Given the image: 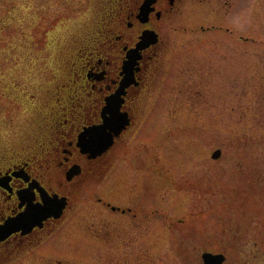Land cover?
Listing matches in <instances>:
<instances>
[{
  "label": "rangeland",
  "instance_id": "obj_1",
  "mask_svg": "<svg viewBox=\"0 0 264 264\" xmlns=\"http://www.w3.org/2000/svg\"><path fill=\"white\" fill-rule=\"evenodd\" d=\"M93 1L0 0L1 148L19 143L36 125L45 88L63 52L92 20ZM245 7L249 22L251 5ZM189 8L165 20L167 57L174 56L178 68L168 89L155 93L156 102L153 95L147 99L124 159L135 166L136 153L146 151L148 165L165 174L160 180L151 175V182L185 184L165 207L169 221L192 215V226L169 231L161 220L155 236L105 245L93 234L99 219L109 217L83 190L73 214L50 238L48 264L190 263L202 232L213 240L229 234L230 262L264 264V6L255 34L259 46L218 41L212 48L192 38ZM217 148L221 155L212 159ZM99 192L95 196L109 198L108 190ZM10 264L41 263L27 255Z\"/></svg>",
  "mask_w": 264,
  "mask_h": 264
},
{
  "label": "flooded vegetation",
  "instance_id": "obj_2",
  "mask_svg": "<svg viewBox=\"0 0 264 264\" xmlns=\"http://www.w3.org/2000/svg\"><path fill=\"white\" fill-rule=\"evenodd\" d=\"M261 1H93L92 20L76 34L73 47L63 52L61 67L45 88L36 125L19 143L0 147V225L55 197L63 201L62 210L57 216L41 213L30 228L17 229L0 240V264L27 255L48 264L50 238L73 214L83 190L99 205L100 214L109 217L99 219L93 234L105 245L115 238L129 245L130 239L155 236L161 220L169 231L181 224L192 226L188 220L192 215L169 221L172 217L165 207L167 197L177 195L185 184L151 182V175L160 180L165 174L148 165L146 151L136 153L135 166H130L133 160L128 164L124 159L129 139L141 129L147 99L153 95L154 104L156 94L168 89L170 76L178 68L176 58L167 57L170 49L162 34L165 20L190 6L189 31L196 44L212 48L220 41L237 47L259 46L255 34L261 28ZM247 4L251 5L249 22ZM108 117L121 125L103 128V132L98 127ZM93 129L99 143L104 141L95 154L85 144L89 141L86 132ZM108 132L110 138L104 134ZM107 190L109 198L95 196ZM224 233L221 240H213L211 233L205 237L207 233L202 232L194 262L182 264H250L230 262L229 234ZM38 250L44 254H37ZM203 253L221 259L205 261Z\"/></svg>",
  "mask_w": 264,
  "mask_h": 264
},
{
  "label": "water",
  "instance_id": "obj_3",
  "mask_svg": "<svg viewBox=\"0 0 264 264\" xmlns=\"http://www.w3.org/2000/svg\"><path fill=\"white\" fill-rule=\"evenodd\" d=\"M121 124L116 123V121L112 117H108L105 119L104 124L99 126L98 128L102 127V131L104 132L105 128H112L113 126H120ZM104 128V129H103ZM100 130V129H99ZM87 136L89 137V141H86V149L89 151H92L94 154L98 153L100 149L102 148V143H99L98 139H96V135H98L97 131L94 129L91 131H87ZM105 136L110 138V134L104 133ZM108 144V141H105ZM221 150L215 149L212 152V158L216 159L220 156ZM63 207V201L61 199H56V197L53 199V202L45 203L42 207H30L28 210L23 212L20 215H17V217L11 218L7 220L3 225H0V240L5 238L7 235H9L11 232L17 230V229H27L30 228L33 224L39 221L41 213H48V214H54L55 216L59 215L60 211ZM203 258L205 261L211 259V258H217L221 259L220 256H213L211 253H203Z\"/></svg>",
  "mask_w": 264,
  "mask_h": 264
}]
</instances>
